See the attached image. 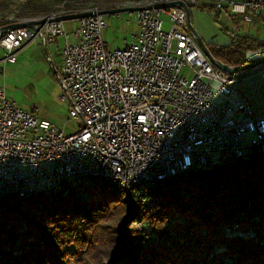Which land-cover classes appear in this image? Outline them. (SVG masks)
Masks as SVG:
<instances>
[{
	"label": "built area",
	"instance_id": "2783aa9c",
	"mask_svg": "<svg viewBox=\"0 0 264 264\" xmlns=\"http://www.w3.org/2000/svg\"><path fill=\"white\" fill-rule=\"evenodd\" d=\"M189 8L225 10L232 18H264V2L188 0ZM137 13L133 41L111 49L106 14L1 30L6 62L35 38L47 49L64 37L62 65L55 67L79 128L65 134L51 121L19 108L0 88V191L50 185L69 172L96 168L131 182L236 154L264 149V113H256L237 88L240 78L213 62L190 29L181 5L146 7ZM119 13V12H116ZM13 24V23H12ZM240 26L233 34L239 33ZM52 61L51 56H48Z\"/></svg>",
	"mask_w": 264,
	"mask_h": 264
},
{
	"label": "trees",
	"instance_id": "16d2710c",
	"mask_svg": "<svg viewBox=\"0 0 264 264\" xmlns=\"http://www.w3.org/2000/svg\"><path fill=\"white\" fill-rule=\"evenodd\" d=\"M113 1L0 0V13L17 5L19 18H37ZM254 42L239 36L207 45L217 59L240 66L264 56H247ZM120 185L83 176L1 197L0 264H72L95 249L84 264H264V154L135 183L130 193ZM139 220L143 227L132 226Z\"/></svg>",
	"mask_w": 264,
	"mask_h": 264
},
{
	"label": "rangeland",
	"instance_id": "374dc122",
	"mask_svg": "<svg viewBox=\"0 0 264 264\" xmlns=\"http://www.w3.org/2000/svg\"><path fill=\"white\" fill-rule=\"evenodd\" d=\"M119 1H113L107 8L100 5H94L92 8L100 6L102 7L101 11L119 9L114 8ZM92 8L83 12H92ZM11 10H17L18 16V7ZM190 10L192 23L205 43L228 45L232 43L235 37L247 36L251 40H255L253 50L247 52V56L253 60L261 57L262 52H264V18L260 19L251 15L249 21L241 22L239 19L232 18L225 10L220 12L210 7H192ZM67 15L69 14L67 13ZM77 19L65 21L64 25L68 33L77 27ZM105 20L107 26L103 34L111 49L124 47L125 39L129 42L133 41V32L138 31L136 12L133 14H130L129 11L108 13ZM238 26H240L239 33L235 35L233 32L238 29ZM63 45L64 37L62 36H57L55 42L48 44L47 49L40 38H35L18 53L15 62L3 61L5 52L0 48V88L5 89L8 98L19 108L34 112L40 119L51 121L65 134H72L79 128L78 121L70 115L69 101L62 98L63 89L55 74V67L59 68L62 65ZM260 45L263 48H260ZM48 56H51L52 61L49 60ZM262 67L237 73L240 78L238 87L245 93L254 107L256 105L261 109L264 105V68L262 69ZM66 181L69 180H64L61 184ZM46 182V180L40 181V185L44 188L38 190L46 189L48 186ZM133 185H130L129 193ZM135 198L142 203L146 200L143 196L136 195ZM111 224L117 226L116 222H111ZM143 225L144 223L140 220L132 223V226L138 228L143 227ZM97 251L98 249L93 250L92 256L89 255L88 257L84 256L87 253H83V258L77 257L72 261V264H84L83 259L94 257L99 254ZM105 253L103 252L102 255Z\"/></svg>",
	"mask_w": 264,
	"mask_h": 264
},
{
	"label": "bare ground",
	"instance_id": "6f19581e",
	"mask_svg": "<svg viewBox=\"0 0 264 264\" xmlns=\"http://www.w3.org/2000/svg\"><path fill=\"white\" fill-rule=\"evenodd\" d=\"M173 1H177V0H120L114 6V8L125 7V8H128L127 11H129V12L130 11L145 12L146 7L161 6V4H163V3H169V2H173ZM182 1L188 2V0H182ZM252 1L264 2V0H252ZM22 4H25V3H22ZM16 6H14L13 8H16ZM101 9H102V7L97 6L95 8H92L91 11L92 12H100ZM16 11L17 10H15V11L12 10V12L5 13V14L0 13V25H6V24H12V23H18V22H28V21L39 20V19H47L46 22L35 25V26H45L47 23L61 22L63 20L56 19V18L60 17V16L67 15L66 12L62 11L60 13H53L49 16L42 17V18H19L17 16ZM90 18H91V14L82 16L81 18L79 17L78 19L77 18H72V19L81 20V19H90ZM68 20H70V19H68ZM22 28H24L26 30V32H33V27H31V26H22ZM252 151H256L258 153L264 154V149H256V150H252ZM246 153H249V152H246ZM244 154L245 153L236 154L235 156H231V157L224 159L223 161H221L219 163H215V164H200L198 166H184V168L176 169L175 171L156 173L155 176H152L150 178L138 177V178H136V180H132L131 182H125V184L123 181H121V179L118 178V176H111L109 173H107V171H103V170L96 169V168H82L78 172H69L66 175H63L60 178V180H58V181H56V182H54V183H52L46 187L54 188V187H57L58 185H60L64 180L81 178L83 176H93V177H102V178H107L110 180L119 181L122 188L128 192L131 184L140 183V182L151 183V182H155V181H158L161 179L168 178V177L173 176V175L183 173L185 171H197V170H200L201 168H204V167H208V168L209 167H216L219 164L233 162L235 159L241 157ZM39 188H44V187L34 186V187H30V189L9 188L8 190H1L0 191V198L3 196H6L8 194H12V193L27 194V193H30L32 191L38 190Z\"/></svg>",
	"mask_w": 264,
	"mask_h": 264
},
{
	"label": "water",
	"instance_id": "95a60500",
	"mask_svg": "<svg viewBox=\"0 0 264 264\" xmlns=\"http://www.w3.org/2000/svg\"><path fill=\"white\" fill-rule=\"evenodd\" d=\"M173 5H181V6H183L186 9L187 16H188V19L190 21V29H191V32H192L193 36L198 41L199 45L201 46V48L205 52V54L213 62H215L216 64L220 65L221 67H223L224 69H226L227 71H230L232 73H239V72H242V71H247V70H250V69L258 68V67L264 65V57L260 58L259 60L255 61V62L248 63V64H245V65H240V66H232V65H230V64H228L226 62H223L222 60L217 59L212 54V52L209 49L207 43H205V41L200 36L199 32L194 27V25L192 23L191 10H190L189 6L184 1L177 0V1L169 2V3L161 4V6H173ZM127 10H128V8H119V9L104 10V11H100V12L104 13V14H108V13L124 12V11H127ZM91 13L92 12H90V11L79 12V13H75V14H69V15H65V16H60V17H57L56 19L68 20V19H72V18H79V17L85 16V15H88V14H91ZM46 20L47 19H39V20H33V21H28V22H18V23L10 24V25L4 27L1 30V36L5 35L9 28L12 29V28H17V27H22V26L34 27L37 24L46 22Z\"/></svg>",
	"mask_w": 264,
	"mask_h": 264
},
{
	"label": "crops",
	"instance_id": "0c3cea01",
	"mask_svg": "<svg viewBox=\"0 0 264 264\" xmlns=\"http://www.w3.org/2000/svg\"><path fill=\"white\" fill-rule=\"evenodd\" d=\"M255 16V15H254ZM255 17H258V16H255ZM258 18H262V17H258ZM264 67H262V69H263ZM240 82V81H239ZM238 84L239 83H237V88L241 91V92H243L239 87H238ZM264 90V89H263ZM244 93V92H243ZM244 95H245V93H244ZM246 96V95H245ZM247 99H248V97H247ZM248 101L251 103V101L248 99ZM251 105H252V103H251ZM253 106V108H254V111L256 112V113H264V105L262 106L263 107V109H261L260 107L258 108V106H256L255 105V107H254V105H252Z\"/></svg>",
	"mask_w": 264,
	"mask_h": 264
}]
</instances>
